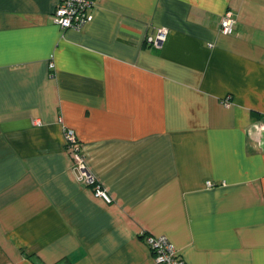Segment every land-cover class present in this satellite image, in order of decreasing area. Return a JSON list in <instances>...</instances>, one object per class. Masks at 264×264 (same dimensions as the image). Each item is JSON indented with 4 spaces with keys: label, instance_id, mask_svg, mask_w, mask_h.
<instances>
[{
    "label": "crops",
    "instance_id": "0c3cea01",
    "mask_svg": "<svg viewBox=\"0 0 264 264\" xmlns=\"http://www.w3.org/2000/svg\"><path fill=\"white\" fill-rule=\"evenodd\" d=\"M56 4L0 0V264H155L148 234L264 264V0H97L77 31Z\"/></svg>",
    "mask_w": 264,
    "mask_h": 264
},
{
    "label": "built area",
    "instance_id": "2783aa9c",
    "mask_svg": "<svg viewBox=\"0 0 264 264\" xmlns=\"http://www.w3.org/2000/svg\"><path fill=\"white\" fill-rule=\"evenodd\" d=\"M97 0H57L53 12L54 23L62 29L80 30L88 23ZM236 20L231 10H227L220 18V31L226 35L234 33ZM167 29L162 27L158 29L157 34L147 39V44L155 48H160L167 37ZM49 68H54L51 61ZM230 104L229 97L223 100V105ZM66 144L70 149L73 159V171L76 173L78 182L85 186L92 187L96 197L105 202H111L110 196L98 183L95 176L87 169L84 157L79 152L77 139L72 130H65ZM210 186V183H208ZM145 243L153 253L155 264H185V261L175 249L173 244L165 236L144 235Z\"/></svg>",
    "mask_w": 264,
    "mask_h": 264
},
{
    "label": "trees",
    "instance_id": "16d2710c",
    "mask_svg": "<svg viewBox=\"0 0 264 264\" xmlns=\"http://www.w3.org/2000/svg\"><path fill=\"white\" fill-rule=\"evenodd\" d=\"M254 115H256L255 113H253Z\"/></svg>",
    "mask_w": 264,
    "mask_h": 264
}]
</instances>
